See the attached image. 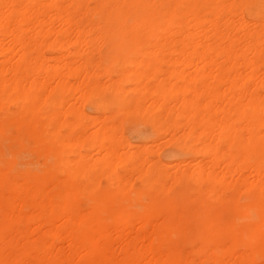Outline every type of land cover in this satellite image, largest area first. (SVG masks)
Wrapping results in <instances>:
<instances>
[{"label": "bare ground", "instance_id": "6f19581e", "mask_svg": "<svg viewBox=\"0 0 264 264\" xmlns=\"http://www.w3.org/2000/svg\"><path fill=\"white\" fill-rule=\"evenodd\" d=\"M247 7L0 0V264H264V0ZM38 117L31 148L7 134ZM27 152L62 177L14 173Z\"/></svg>", "mask_w": 264, "mask_h": 264}, {"label": "rangeland", "instance_id": "374dc122", "mask_svg": "<svg viewBox=\"0 0 264 264\" xmlns=\"http://www.w3.org/2000/svg\"><path fill=\"white\" fill-rule=\"evenodd\" d=\"M261 2H262V0H247L248 6H250V7H247V9H242V12H241L242 15L245 18H249V15L251 14L250 12L253 9L252 7H256L257 5H260ZM47 55L51 56L52 53L51 52H47ZM7 111L9 112V114H8ZM85 111L89 115L90 114H92V116L95 115V113L93 112V110H91V107H89V106L85 107ZM11 113H12V109L11 108H9L8 110H0V120H2L0 122L1 123H3V122L6 123V121H9V119H12L11 118L12 117ZM2 115H3V117H2ZM3 118L5 120H3ZM33 121L38 123L37 130H36V128L34 130L29 129V125L32 124ZM126 121H124L122 123V125H121L122 130H120V133H121L122 136L123 135L126 136V138H128V141L130 140L129 141L130 144L135 143V145H139V144H142V143L143 144L144 143L145 144L149 143V141H150V139L152 137V133H151L150 128L142 120H139V119H127ZM42 122H43V120L40 117H38L36 119H31V121H25L24 125H26L28 127L27 130H25V132H24V133H26V135L23 133L22 129L19 126H15V127L11 126L12 128L10 127L8 129L7 134L9 136L15 137L16 139H19L21 144H24L28 148H31L33 146L34 137L42 135V132H43V130H42ZM124 136H123V138H124ZM158 143L160 144V146L163 143L162 146H164V147H162V146L160 147L159 144H157V147H160V150H156L155 149V151H158V152H155V156L156 155L158 156L157 159L159 161H161V162H164V163L169 162L168 164L171 165L173 163L172 165H175L176 162L181 158V155L178 152L177 148H175L172 145H168V144L166 145L163 141H159ZM0 146H1V141H0ZM30 155H31V157H28ZM38 157L39 156L33 155V154L29 153V152L21 154L19 156L18 160H17V166L18 167L16 166V171L14 173L30 172V173H33V174H36V175H39V176L52 174V175H56L59 178L62 177V175H60L58 173V171L53 167L52 160H46L43 157H39V158ZM30 161H32V162H30ZM22 166H24V167H22ZM79 182H81V183H79ZM80 185H83V181H81V180H75V181H72V182H69V183L62 182V186L63 187H69L70 186L71 188H75V187H78ZM139 187L140 186H139L138 183H134L133 184V189H138ZM246 197H247V195L245 193H242V192L239 193V195L237 196V198L239 199L240 202H245L246 201ZM76 205L78 207H83L84 206V201L81 200V199L77 200ZM135 215H136V213H133V216H135ZM226 216H227V214L223 213V217H226ZM134 228L135 229H132V230H136V227H134Z\"/></svg>", "mask_w": 264, "mask_h": 264}]
</instances>
